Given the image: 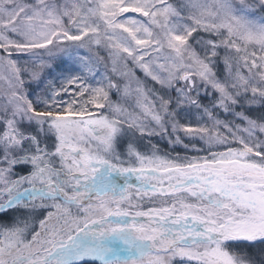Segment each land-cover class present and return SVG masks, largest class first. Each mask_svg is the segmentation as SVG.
<instances>
[{"label":"snow or ice","instance_id":"6c2138e0","mask_svg":"<svg viewBox=\"0 0 264 264\" xmlns=\"http://www.w3.org/2000/svg\"><path fill=\"white\" fill-rule=\"evenodd\" d=\"M0 264H264V0H0Z\"/></svg>","mask_w":264,"mask_h":264}]
</instances>
